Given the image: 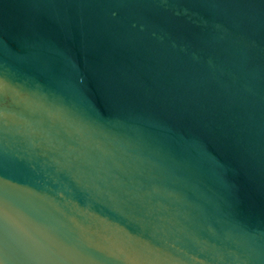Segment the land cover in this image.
Returning <instances> with one entry per match:
<instances>
[{"label": "water", "instance_id": "1", "mask_svg": "<svg viewBox=\"0 0 264 264\" xmlns=\"http://www.w3.org/2000/svg\"><path fill=\"white\" fill-rule=\"evenodd\" d=\"M0 264H264V0H0Z\"/></svg>", "mask_w": 264, "mask_h": 264}]
</instances>
